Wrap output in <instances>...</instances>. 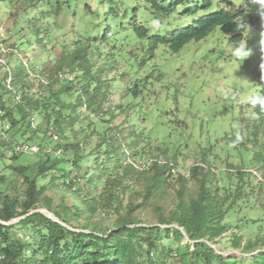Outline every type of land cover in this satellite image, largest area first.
Segmentation results:
<instances>
[{
	"label": "rangeland",
	"instance_id": "obj_1",
	"mask_svg": "<svg viewBox=\"0 0 264 264\" xmlns=\"http://www.w3.org/2000/svg\"><path fill=\"white\" fill-rule=\"evenodd\" d=\"M103 1L0 0V99L13 108L27 100H56L72 86L62 96L68 104L62 114L74 116L73 125L60 131L32 112L31 129L25 131V123L21 131L7 132L0 113V196L21 203L27 178L36 180L45 186L36 212L68 230L100 235L130 206L142 225L167 228L160 217L172 218L180 203L197 198L200 218L184 227L197 229L199 240L180 228L185 251L199 243L207 255L196 257L199 264H264V110L252 104L264 96V0H210L212 7L194 16L170 18L156 17L145 0ZM231 3L262 16L238 45L220 28L179 51L148 39ZM141 26L148 37L135 30ZM75 60L79 64L72 66ZM61 74L72 82L59 81ZM22 143L41 152L16 154ZM76 158L79 167L71 163ZM152 160L156 165L141 169ZM167 170L165 192L144 202L147 186ZM23 218L8 223L12 234L38 244L40 227L19 226ZM183 261L177 253L167 264Z\"/></svg>",
	"mask_w": 264,
	"mask_h": 264
},
{
	"label": "trees",
	"instance_id": "obj_2",
	"mask_svg": "<svg viewBox=\"0 0 264 264\" xmlns=\"http://www.w3.org/2000/svg\"><path fill=\"white\" fill-rule=\"evenodd\" d=\"M145 1L150 6L153 14L158 18H170L178 13L184 16H194L202 8L208 9L212 7L210 0H205L206 2L203 6L201 4L190 6L186 3L188 0ZM103 3L106 5L104 1ZM230 6V9L218 7L216 12L205 15V17L195 22H190L187 26L180 27L170 34L151 36L148 39L155 47L163 45L169 47L172 51H179L192 41L204 40L215 29L220 28L223 33L231 35V43L238 45L243 40L247 29L261 22L262 16H253L249 11L237 8L232 3ZM232 9L235 10L233 11ZM135 30L141 31L139 36L148 37V31L144 26L136 27ZM76 59L84 60L83 57ZM75 63L79 64V60L72 62V66ZM82 63L83 61L81 62V66L83 65ZM81 70L84 71L82 67ZM56 78L59 81L66 79V81L72 82V79L68 80V75ZM5 80L7 81V78ZM72 88V86L63 87L62 92L59 93L56 100L54 98H49L43 102H39V100L35 102L27 100L26 103L17 104L13 108L6 107V104L2 102L3 98H1L0 113H2V120L8 121L9 128L7 132L10 129H19L21 131L26 126L25 131L31 129L30 114L32 112L37 113L47 124H54L60 131L68 123H70V126L73 125L71 119H74V116L71 113L62 114L65 106L68 105L62 96L70 92ZM76 101L81 106L85 103L84 101L81 102L78 98ZM70 104L72 106L69 105V107L73 108L75 106L72 102ZM60 106L61 108H58ZM87 106L91 107V105ZM64 111L66 112L67 110L65 109ZM3 121L0 120V123ZM25 123L26 126H24ZM23 144L33 143H22L19 145ZM73 145L69 144L68 149H74L75 146ZM15 149L16 147H14L13 151L16 154H21L17 153ZM62 152L63 150L59 151L60 154ZM76 154L77 156L80 155L77 152ZM80 162L81 159L76 158L71 163L79 167ZM67 163L69 164L70 162ZM167 165L170 167L174 166L169 163H166L164 166ZM45 167L47 166H42V168ZM52 167L50 166L51 169ZM169 173V170L164 171L162 175H166V179H161L162 175L158 176L154 183L147 186L144 202L148 201L151 197H156L159 191L161 193L165 192V183L168 181L167 177L170 176ZM27 183L25 201L21 203L8 197L2 198L0 196V264H148L154 257H156L155 263L167 264L168 258L177 253H180L182 259H184L183 264H199V259L196 257L203 259V257L207 256L198 249L199 243H196L194 249L190 252L185 251V248L181 246L185 235L180 228L185 230L192 241L199 240L198 234L200 232L197 229H191L190 231L189 228L184 227L192 225L200 218L197 198L192 199L188 206L180 203L179 208L173 215H170L172 218L167 219L161 216L160 223L166 225L167 228H162L159 225H142L140 221L132 218V212L135 207L130 206L126 216L119 218L109 233L104 232L100 235L96 231L86 233L68 230L61 223L48 218L41 212H36L45 186H40L36 180L29 178H27ZM200 192V196L205 195L203 188ZM47 208H51V203L47 204ZM79 211L81 210L79 209ZM54 213L63 223L68 222V218L65 216H62L58 212ZM17 218H23L18 222L19 226L25 228L29 226L40 227L38 230V244L29 245L23 239L12 234L13 225H8V223ZM175 221L178 227H169ZM44 230L47 231V234L43 233ZM171 235H173V238H171ZM170 238L172 239L171 243L166 245L164 240ZM31 253L32 255L30 256ZM188 253V257L190 258L186 259ZM39 254H42V258L39 257Z\"/></svg>",
	"mask_w": 264,
	"mask_h": 264
},
{
	"label": "built area",
	"instance_id": "obj_3",
	"mask_svg": "<svg viewBox=\"0 0 264 264\" xmlns=\"http://www.w3.org/2000/svg\"><path fill=\"white\" fill-rule=\"evenodd\" d=\"M1 65V64H0ZM5 65L4 68L6 67L7 64H3ZM60 77H63V75L61 74ZM71 79V78H70ZM8 83H10V79H8ZM9 127H7L6 129H8ZM51 136L53 138H55L56 140H58V135H56L54 132H50ZM15 151L17 153H21V154H37L39 152H41V148L35 144H23V145H18L16 146V149ZM153 161L152 162H148L146 165L145 164H142L141 166V169H144V170H149L150 167L152 165L155 164V161H154V164H153ZM172 165V164H171ZM138 167V166H137ZM153 167V166H152ZM205 167V166H204Z\"/></svg>",
	"mask_w": 264,
	"mask_h": 264
},
{
	"label": "clouds",
	"instance_id": "obj_4",
	"mask_svg": "<svg viewBox=\"0 0 264 264\" xmlns=\"http://www.w3.org/2000/svg\"><path fill=\"white\" fill-rule=\"evenodd\" d=\"M257 103L260 105L261 110H264V96H257L252 100L253 106H255Z\"/></svg>",
	"mask_w": 264,
	"mask_h": 264
}]
</instances>
